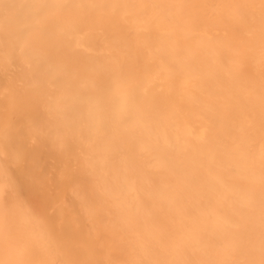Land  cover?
I'll return each mask as SVG.
<instances>
[{
	"label": "bare ground",
	"instance_id": "1",
	"mask_svg": "<svg viewBox=\"0 0 264 264\" xmlns=\"http://www.w3.org/2000/svg\"><path fill=\"white\" fill-rule=\"evenodd\" d=\"M0 264H264V0H0Z\"/></svg>",
	"mask_w": 264,
	"mask_h": 264
}]
</instances>
